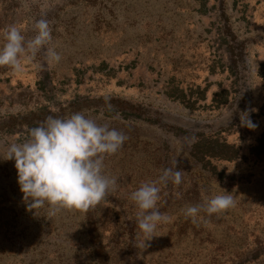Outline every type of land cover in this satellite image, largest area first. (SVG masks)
Instances as JSON below:
<instances>
[{
	"label": "rangeland",
	"instance_id": "1",
	"mask_svg": "<svg viewBox=\"0 0 264 264\" xmlns=\"http://www.w3.org/2000/svg\"><path fill=\"white\" fill-rule=\"evenodd\" d=\"M40 19L50 43L19 72L0 66V128L46 107L127 140L104 156L117 183L94 206L95 239L81 210L28 206L4 160L28 130L0 131V264H264V0H0V30L28 41ZM174 161L182 183L158 185L157 205L172 219L140 248L131 193ZM224 191L234 207L185 216Z\"/></svg>",
	"mask_w": 264,
	"mask_h": 264
},
{
	"label": "clouds",
	"instance_id": "2",
	"mask_svg": "<svg viewBox=\"0 0 264 264\" xmlns=\"http://www.w3.org/2000/svg\"><path fill=\"white\" fill-rule=\"evenodd\" d=\"M34 30L36 35L28 41L15 25L0 30L4 39L0 46V66L19 72L21 57L30 59L50 43L51 28L46 19L36 21ZM46 57L52 63L61 60L54 47L47 48ZM240 126L250 130L257 127L247 110L240 114ZM126 140L123 133L109 129L106 124L98 125L81 113L67 118L48 116L38 126L28 129L23 142L11 143L4 160L14 161L19 189L23 199L30 201L31 209L47 205L49 216L65 209L86 211L99 204L117 183L115 178L103 173L104 156L117 153ZM174 168L164 169L157 181L145 182L131 193L130 199L138 209V228L143 235L138 242L140 248L148 247L146 242L152 239L158 225L172 219L161 213L157 205L161 192L158 185H167L169 181L175 185L182 183V171L176 169V161ZM234 206L233 195L224 191L202 206L187 207L184 214L195 220L201 211L211 215Z\"/></svg>",
	"mask_w": 264,
	"mask_h": 264
},
{
	"label": "trees",
	"instance_id": "3",
	"mask_svg": "<svg viewBox=\"0 0 264 264\" xmlns=\"http://www.w3.org/2000/svg\"><path fill=\"white\" fill-rule=\"evenodd\" d=\"M74 1V0H71ZM58 115L56 113H53L52 111H48L46 107H40L36 109L35 111H30L27 114H24L20 116L17 120L16 118H13L11 116H8L7 119L2 123V126L0 128V131L6 130L8 133H12L15 127H22L23 124L26 125L27 130L38 126L41 122H43L46 117L48 116H54ZM84 216H85V222L89 225L90 227V238H95L98 239V233L96 229V224H95V209L94 207H90L88 210L83 211ZM92 228V229H91ZM94 231L91 233V231Z\"/></svg>",
	"mask_w": 264,
	"mask_h": 264
}]
</instances>
